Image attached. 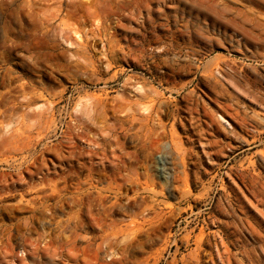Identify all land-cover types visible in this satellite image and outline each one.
Returning <instances> with one entry per match:
<instances>
[{
    "label": "rangeland",
    "instance_id": "obj_1",
    "mask_svg": "<svg viewBox=\"0 0 264 264\" xmlns=\"http://www.w3.org/2000/svg\"><path fill=\"white\" fill-rule=\"evenodd\" d=\"M0 264H264V0H0Z\"/></svg>",
    "mask_w": 264,
    "mask_h": 264
}]
</instances>
